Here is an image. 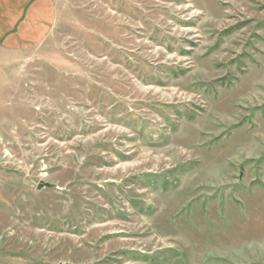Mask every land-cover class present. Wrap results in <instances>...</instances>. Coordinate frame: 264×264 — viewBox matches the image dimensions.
Returning <instances> with one entry per match:
<instances>
[{"label":"rangeland","instance_id":"374dc122","mask_svg":"<svg viewBox=\"0 0 264 264\" xmlns=\"http://www.w3.org/2000/svg\"><path fill=\"white\" fill-rule=\"evenodd\" d=\"M55 2L0 64V264H264V0Z\"/></svg>","mask_w":264,"mask_h":264},{"label":"crops","instance_id":"0c3cea01","mask_svg":"<svg viewBox=\"0 0 264 264\" xmlns=\"http://www.w3.org/2000/svg\"><path fill=\"white\" fill-rule=\"evenodd\" d=\"M57 11L55 0H0V64L45 42Z\"/></svg>","mask_w":264,"mask_h":264},{"label":"water","instance_id":"95a60500","mask_svg":"<svg viewBox=\"0 0 264 264\" xmlns=\"http://www.w3.org/2000/svg\"><path fill=\"white\" fill-rule=\"evenodd\" d=\"M50 186H52V185H49L47 183H41L40 186L38 185V189H41L43 187H50Z\"/></svg>","mask_w":264,"mask_h":264}]
</instances>
